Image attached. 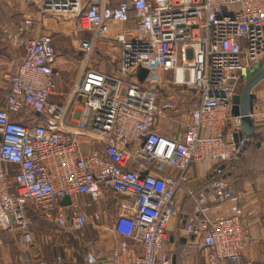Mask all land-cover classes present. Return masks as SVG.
<instances>
[{
	"label": "built area",
	"instance_id": "obj_1",
	"mask_svg": "<svg viewBox=\"0 0 264 264\" xmlns=\"http://www.w3.org/2000/svg\"><path fill=\"white\" fill-rule=\"evenodd\" d=\"M29 1L44 17L71 19L90 35L76 53L77 80L61 93L51 34L33 33L31 13L15 30L3 27L2 42L24 55L0 99V227L20 231L29 249L34 212L78 232L109 218L107 206L88 211L112 193L116 242L108 264H174L166 240L170 222L184 220L177 193L190 168L211 163L205 185L188 191L195 213L183 232L201 240L205 264L238 263L249 229L241 213L219 209L244 193L215 173L238 156L233 97L264 65V0ZM98 41L119 48L111 72L93 65ZM188 102L183 130L169 134L173 113ZM251 116L264 137V98Z\"/></svg>",
	"mask_w": 264,
	"mask_h": 264
},
{
	"label": "crops",
	"instance_id": "obj_2",
	"mask_svg": "<svg viewBox=\"0 0 264 264\" xmlns=\"http://www.w3.org/2000/svg\"><path fill=\"white\" fill-rule=\"evenodd\" d=\"M25 13V12H24ZM19 23H11L10 29L15 30ZM4 29L0 28V99L2 100L9 90V82L7 75L15 73L21 64L24 50L16 48L12 43H4L1 40V33ZM36 34L41 32L37 29ZM79 47V44H78ZM76 47V52L78 50ZM72 54L62 51L58 54V66L60 68V75L57 79V87L61 93H67L74 86L79 68L71 60ZM78 61L81 59V54L78 53ZM80 63V62H79ZM241 89L238 90L240 92ZM255 94L254 103L258 99L264 98V79L260 81L254 88ZM257 137L247 146L244 151L238 153L237 158L229 164H226L224 170L218 174L219 177L228 180L236 189L243 191L244 199L240 202L228 201L220 207V212H233L241 213L244 223L249 229L251 239L247 244L245 254L238 263L227 264H264V137L257 129ZM173 135L174 132H168ZM242 145V144H240ZM211 163H201L193 166L189 170V179L182 184L181 189L177 193L178 204L184 211V220L179 222L178 217H175L168 227V238L166 240V247L175 257V264H205L206 250L201 248L197 237H187L183 228L185 225V217L195 213V200L188 195L189 189H199L207 182L211 170L213 168ZM218 170V167H217ZM219 171V170H218ZM220 172V171H219ZM209 216H214L213 212ZM97 244L99 249L93 253L95 258L87 264H108L112 249L115 245L116 238L114 234L98 233ZM17 236L21 239V233L18 230L10 231L4 230L0 234V264H10L13 262L11 253L15 248H20L21 244L15 240ZM35 236V234H34ZM182 237H186L185 242L181 241ZM103 245L104 248H101ZM107 248V249H106ZM23 250L27 255H31L33 264H60L56 262L51 249L46 247H31V249ZM21 251L20 253L22 254ZM29 252V254H28ZM20 254V255H21ZM19 262H21V257ZM76 262V261H75ZM27 264V263H19ZM30 264V263H29Z\"/></svg>",
	"mask_w": 264,
	"mask_h": 264
},
{
	"label": "rangeland",
	"instance_id": "obj_3",
	"mask_svg": "<svg viewBox=\"0 0 264 264\" xmlns=\"http://www.w3.org/2000/svg\"><path fill=\"white\" fill-rule=\"evenodd\" d=\"M24 12L35 16L37 25L33 33L36 34L37 29H40L41 32L50 33L54 39L57 54H60L62 51L72 54L71 60H73L78 70L80 61L76 58V47H78L81 39L90 35V32L78 29L75 21L68 18L61 16L44 17L39 13L37 5L31 3L29 0H0V28L3 29L5 26H10L11 23H20L25 14ZM118 49L113 50L111 44L107 41H98L93 52V65L97 68H102L104 71L111 72L116 68L119 61L120 52ZM247 77L244 79L243 84L239 86V89H243ZM190 108L191 103H184V106L173 113V120L166 126L168 131L183 130ZM106 206L110 214L108 219L103 220L97 225L89 223L78 232L63 231L55 224L40 218L34 212L35 226L32 231L34 241H32L30 249L31 247L40 248L41 246L49 248L56 262L60 264H82L79 260L85 259L88 254H90V259L93 260L95 258L93 253L99 249L97 244L98 233L101 232L103 235L110 233V228L116 214L115 196L112 193H108L104 199L99 202L95 201L88 211L92 212L93 210L103 209ZM4 230L0 227V234H3ZM16 239L18 240L15 241L19 242L22 247L21 250L17 247L12 251L11 257L13 258V262L11 261L10 264H19L21 262L33 264L31 261L33 256L29 252L28 260H21L19 262L20 258L18 255L21 257L20 252L23 250L24 245L19 236ZM100 247L104 248L103 245H100ZM1 252L0 245V254ZM85 260V264H87V258Z\"/></svg>",
	"mask_w": 264,
	"mask_h": 264
},
{
	"label": "water",
	"instance_id": "obj_4",
	"mask_svg": "<svg viewBox=\"0 0 264 264\" xmlns=\"http://www.w3.org/2000/svg\"><path fill=\"white\" fill-rule=\"evenodd\" d=\"M148 74L147 69H142L139 72V77L143 81ZM264 79V65L258 66L253 72L248 74L247 81L240 92L236 93L233 97L232 115L239 116L241 119V130L236 133L235 141L244 145V149L257 137V130L254 118L251 116V112L254 108L255 94L253 88ZM226 167L225 164H220L218 170L222 171ZM71 202L70 197H65L62 200L63 204H69ZM193 237V236H192ZM186 237H182L181 241L185 242ZM175 264V257H173Z\"/></svg>",
	"mask_w": 264,
	"mask_h": 264
},
{
	"label": "trees",
	"instance_id": "obj_5",
	"mask_svg": "<svg viewBox=\"0 0 264 264\" xmlns=\"http://www.w3.org/2000/svg\"><path fill=\"white\" fill-rule=\"evenodd\" d=\"M245 149H244V145L242 144V145H240L239 146V151H238V153L240 154L241 153V151H244ZM222 171H217V173H221ZM216 177H218V178H221V177H219V175L218 174H216ZM86 258H87V262H89L90 261V254H88L87 256H86ZM85 258V259H86ZM84 258H82V259H80L79 261H80V263H84L85 264V260Z\"/></svg>",
	"mask_w": 264,
	"mask_h": 264
}]
</instances>
